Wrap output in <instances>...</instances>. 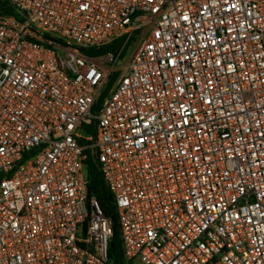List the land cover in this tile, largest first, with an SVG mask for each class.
<instances>
[{
    "label": "built area",
    "instance_id": "built-area-1",
    "mask_svg": "<svg viewBox=\"0 0 264 264\" xmlns=\"http://www.w3.org/2000/svg\"><path fill=\"white\" fill-rule=\"evenodd\" d=\"M88 159L127 261L264 264V0H0V264H108Z\"/></svg>",
    "mask_w": 264,
    "mask_h": 264
},
{
    "label": "trees",
    "instance_id": "trees-1",
    "mask_svg": "<svg viewBox=\"0 0 264 264\" xmlns=\"http://www.w3.org/2000/svg\"><path fill=\"white\" fill-rule=\"evenodd\" d=\"M118 43L119 39L114 40L112 43L102 46L99 49L88 48V50L93 52L94 54H101L112 50L118 45ZM112 80L113 76L111 77L108 86L104 90L103 94L107 92L108 88L112 83ZM89 129H91V127H89ZM86 178L88 181V195L94 196L97 199L103 213L111 219L112 235L109 239L107 248V255L109 261L108 264H132L131 262L125 259L123 254L119 224L117 220L116 207L113 195L106 186L102 178L101 171L97 167V164L91 159H88L86 164Z\"/></svg>",
    "mask_w": 264,
    "mask_h": 264
},
{
    "label": "rangeland",
    "instance_id": "rangeland-1",
    "mask_svg": "<svg viewBox=\"0 0 264 264\" xmlns=\"http://www.w3.org/2000/svg\"><path fill=\"white\" fill-rule=\"evenodd\" d=\"M130 44L133 45L134 43L130 41V42L128 43V46H127L126 51L128 50V47L130 46ZM82 52H83L84 54H88V55H92V54H94L93 52L89 51L88 48H84V49H82Z\"/></svg>",
    "mask_w": 264,
    "mask_h": 264
},
{
    "label": "crops",
    "instance_id": "crops-1",
    "mask_svg": "<svg viewBox=\"0 0 264 264\" xmlns=\"http://www.w3.org/2000/svg\"><path fill=\"white\" fill-rule=\"evenodd\" d=\"M132 264H140L138 261H133Z\"/></svg>",
    "mask_w": 264,
    "mask_h": 264
}]
</instances>
